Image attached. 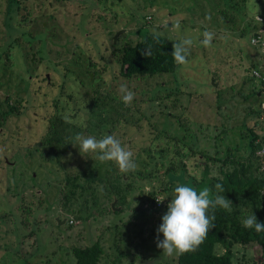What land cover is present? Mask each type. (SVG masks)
<instances>
[{
    "label": "rangeland",
    "instance_id": "rangeland-1",
    "mask_svg": "<svg viewBox=\"0 0 264 264\" xmlns=\"http://www.w3.org/2000/svg\"><path fill=\"white\" fill-rule=\"evenodd\" d=\"M18 1L15 9L0 0V62L7 65L5 73L0 69V264H75L72 248L95 239L103 248L97 264H175V255L156 246L174 188L212 185L215 193L214 179L251 155L248 127L264 135L252 112L260 98L249 68L257 57L249 36L264 28V0ZM177 21L180 28L174 29ZM5 22L13 26L9 31ZM206 30L215 34L210 47L201 43ZM149 32L172 47L192 39L187 64L159 74L121 75V46ZM20 49L29 79L16 74L22 72ZM121 84L135 93L128 106ZM95 86L101 90L93 93ZM15 100L21 111L7 113ZM55 109L65 121L54 120L47 130V113ZM77 133L116 136L133 152L137 168L150 172L122 173L120 207L113 193L102 196L107 187L100 182L95 198L82 191L86 218L61 208L65 174L87 160L105 164L70 144ZM113 200L116 212L108 209ZM231 250L234 264H264L252 243L235 242Z\"/></svg>",
    "mask_w": 264,
    "mask_h": 264
},
{
    "label": "trees",
    "instance_id": "trees-1",
    "mask_svg": "<svg viewBox=\"0 0 264 264\" xmlns=\"http://www.w3.org/2000/svg\"><path fill=\"white\" fill-rule=\"evenodd\" d=\"M10 2L16 9L19 1L10 0ZM257 13H259V15L261 14L258 10ZM5 23L7 30L13 27L10 22ZM152 34L153 32L145 33L140 39L133 43H123L118 56V71L121 75L126 77L145 74L152 75L169 72L174 68L175 63L171 56L173 50L172 45L161 36L159 43H156L152 38ZM149 44L153 45V54L151 57L142 54ZM24 55L25 53L22 49L17 51L16 57L19 59L23 58V63H19L17 67L19 69L21 68L22 72H16L20 80L25 78L29 79V67L26 64ZM108 60L109 64H111L110 59ZM0 63L3 64L0 66V69L5 73L7 65H5L2 60ZM90 63L93 64L91 61ZM254 65L255 63L251 62L249 68L251 69ZM111 66L114 68L113 63ZM9 75L10 71L8 72L7 80H10ZM253 89L256 93L255 96L260 98L258 92L261 89L260 86H254ZM100 90L101 88L95 86L93 93L96 91L99 92ZM91 100L92 97L90 101ZM20 111V105L17 103V100H15L14 104L9 106L7 113H19ZM55 111L56 109L54 112L49 111L47 113V115H49L46 119L47 130H50L49 128H51L54 120L58 122L65 121L64 117L59 115V112ZM252 112H254L256 116L259 115L260 110L258 106H256V108L254 107ZM248 132L250 135L248 148L251 155L247 158L246 163L236 162L238 166L235 165L231 170H225L223 176L214 179L215 185L220 183L225 189L223 193L219 194L224 195L232 201L233 205L231 212L217 208L215 210V227L209 231L206 239L195 251H190L179 256L175 255V264H234L231 246L235 242H240L243 245L252 243L259 247L261 257L264 260V232L256 233L254 229H245L241 223L243 219L252 214L257 217L258 222L264 223V171L258 168L260 164L264 163V157L252 155L256 147L254 140L261 135L250 127H248ZM57 135L56 139L59 140L61 137L59 134ZM42 140L48 143V146L50 145L48 136L43 135ZM90 160H92L91 156ZM84 163L85 164L80 169L65 174L64 183L60 191L61 208L64 213L75 214L78 218L79 215H83V217L86 218L89 215V211L86 209L88 208V206L85 205L86 196L82 195V191H88L89 195L95 198V190L100 182L105 188L107 187V190L101 192L102 196L107 195L108 192L109 194L113 193V198L117 201L115 206L118 207L119 202L124 200V191L126 189L123 188L126 185L125 182H123L124 176L119 172L118 167L114 163L108 164V162L101 167V164L97 163L95 160H92V162L87 160ZM143 164L144 163L141 162V165ZM102 171H104V173H101ZM96 172H98V175L95 176L94 173ZM134 173L148 175L150 172L143 173V170L141 171L137 168ZM80 175L84 177L82 182L78 180ZM211 188H213L212 185ZM150 194L152 195L151 192ZM80 196L82 200H80ZM113 206L109 204L108 209L113 212L119 210L115 209ZM27 207L26 205V208ZM92 212H94V210L90 211V213ZM211 214L210 211L209 215ZM31 232H33V229H30L27 233ZM217 244L219 247L223 248L221 251L216 250ZM102 251L103 248L98 239H95L89 244L74 246L72 248L75 264H97Z\"/></svg>",
    "mask_w": 264,
    "mask_h": 264
},
{
    "label": "clouds",
    "instance_id": "clouds-1",
    "mask_svg": "<svg viewBox=\"0 0 264 264\" xmlns=\"http://www.w3.org/2000/svg\"><path fill=\"white\" fill-rule=\"evenodd\" d=\"M173 28H180L179 21L173 25ZM202 35V45L210 47L215 34L206 30ZM152 38L159 43L160 34L153 32ZM192 46L193 40L190 38L173 43L171 56L176 65L187 64ZM152 48L153 45H147L142 54L151 57ZM119 93L125 106L130 105L135 98V93L126 84L120 85ZM70 144L78 148L84 157L95 155L102 163L113 162L123 174L137 169L133 152L123 146L112 134L97 139L95 136L77 133ZM214 188L215 193L210 187L197 189L191 185L178 184L174 188L171 200L167 204V211L162 216V222L157 229L156 246L162 249L163 255L171 257L195 251L206 239L209 231L215 227V210L221 208L231 212L232 201L219 194L225 191L223 185L217 183ZM162 201L157 200L158 203ZM210 211L211 215H209ZM241 223L245 229H254L256 233L264 232V223L258 222L254 214L243 219ZM159 234L163 235V239H160Z\"/></svg>",
    "mask_w": 264,
    "mask_h": 264
},
{
    "label": "built area",
    "instance_id": "built-area-1",
    "mask_svg": "<svg viewBox=\"0 0 264 264\" xmlns=\"http://www.w3.org/2000/svg\"><path fill=\"white\" fill-rule=\"evenodd\" d=\"M255 18L257 20L261 19V16L258 14L254 15ZM259 17V19H258ZM249 43L255 47L256 51H257V57L255 59V65L253 67H251L250 69V74L253 77V79L256 81V83L258 84V86H260V90L259 95H260V100L258 102V109L260 110L259 113V119L262 123V125L264 126V28H258L257 30H255L254 32H252L249 36ZM264 136V135H263ZM260 136L258 138L255 139L256 147L257 148V153L256 155L260 156V157H264V137ZM259 138H261L263 140L260 141ZM255 147V148H256ZM259 170H263L264 171V163L259 165ZM68 222L73 223V219L69 216L67 219Z\"/></svg>",
    "mask_w": 264,
    "mask_h": 264
},
{
    "label": "water",
    "instance_id": "water-1",
    "mask_svg": "<svg viewBox=\"0 0 264 264\" xmlns=\"http://www.w3.org/2000/svg\"><path fill=\"white\" fill-rule=\"evenodd\" d=\"M117 32H118V30H117ZM117 32H114V34H113V39L115 38V35H116ZM32 56H33V53L31 54V57H32ZM113 202H114V200L110 202V205H111V206H113ZM114 208H115V207H114ZM56 220H57V218H56ZM60 221H63V218H62V220H60ZM60 221L57 220L58 223H59Z\"/></svg>",
    "mask_w": 264,
    "mask_h": 264
}]
</instances>
